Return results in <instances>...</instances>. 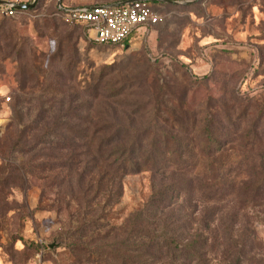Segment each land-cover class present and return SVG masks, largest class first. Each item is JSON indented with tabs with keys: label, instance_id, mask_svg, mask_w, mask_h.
<instances>
[{
	"label": "rangeland",
	"instance_id": "374dc122",
	"mask_svg": "<svg viewBox=\"0 0 264 264\" xmlns=\"http://www.w3.org/2000/svg\"><path fill=\"white\" fill-rule=\"evenodd\" d=\"M32 2L0 16V264H140L153 184L196 249L169 264H264V0H154L162 20L125 45L64 22L57 4L74 2ZM120 128L173 151L158 171L95 176L92 133Z\"/></svg>",
	"mask_w": 264,
	"mask_h": 264
},
{
	"label": "trees",
	"instance_id": "16d2710c",
	"mask_svg": "<svg viewBox=\"0 0 264 264\" xmlns=\"http://www.w3.org/2000/svg\"><path fill=\"white\" fill-rule=\"evenodd\" d=\"M150 5L155 8L154 0H148ZM25 3H31V0L26 1ZM95 4H104V3H95ZM107 4V3H106ZM68 6H75V4H70ZM29 9V7L19 8L18 14ZM156 9V8H155ZM59 8L57 7L56 11ZM4 18H12L9 16H3ZM80 25V24H76ZM83 26V25H81ZM84 27V26H83ZM85 28V27H84ZM86 29V28H85ZM95 42V41H94ZM128 40L124 42L126 44ZM97 43V42H96ZM101 44V43H98ZM108 45V44H104ZM11 98V97H10ZM146 129L142 131L145 133ZM97 131V130H95ZM93 132L91 135L92 143L87 146V151L92 154L91 159L94 162V167L91 169L96 174L95 176L108 175V172L115 174H124L139 171L143 166H151L152 169L158 171L160 169L158 161L155 160V156L162 155L166 152H171L173 149L166 147L165 143L158 145L155 142H150L149 147L146 149L141 145L139 139L142 137L141 131H125L120 129H115L105 136L97 140L96 133ZM100 131V130H99ZM154 136L158 138L167 137V131L154 132ZM79 135L81 133H78ZM127 135L129 139H122V136ZM144 150V151H143ZM178 150V148H175ZM180 150V149H179ZM211 149L206 151V154H209ZM114 157V159H113ZM119 158V162L114 169V161ZM158 164H157V163ZM165 166V163H162ZM167 166V165H166ZM88 171V168H82L80 175ZM90 172V171H89ZM94 179V178H93ZM98 179V178H97ZM86 179L81 176L78 177V182L84 184ZM203 189H201V196L198 201H203L212 206V211L209 216H203L202 218L208 222L207 224L213 223L215 220V209L218 200L217 190L220 186L219 179L217 176H206L201 179ZM91 179L89 182H86V187L84 186L83 192H88L89 184H91ZM223 183L224 180H221ZM263 181H258V189L262 185ZM228 185V184H227ZM94 186V185H93ZM156 184H153V192L144 205L143 208L139 209L137 212V217L139 218V232H140V256L144 257L143 261H140V264H169V250L176 252H181V254H187L194 260L190 254H194L196 251L194 247V240L188 239L183 243L182 239L180 240L176 230H169V223L178 221L176 217L170 218L165 215V209L171 208V203L168 204L166 201L167 195L164 191H156L154 188ZM189 199V197H188ZM191 199V198H190ZM159 206H162L159 208ZM206 206V205H205ZM209 208V207H208ZM169 212V211H167ZM136 217V218H137ZM189 221H191L190 216H186ZM187 222V221H186ZM143 226V227H142ZM142 228V229H141ZM148 228V229H147ZM165 255V256H164ZM189 261L190 259L186 257ZM186 262V261H185ZM187 263V262H186ZM188 264V263H187Z\"/></svg>",
	"mask_w": 264,
	"mask_h": 264
},
{
	"label": "built area",
	"instance_id": "2783aa9c",
	"mask_svg": "<svg viewBox=\"0 0 264 264\" xmlns=\"http://www.w3.org/2000/svg\"><path fill=\"white\" fill-rule=\"evenodd\" d=\"M28 0H0V15L15 17L18 15L19 3ZM57 14L69 24L83 25L93 41L101 44L124 45L133 34H140L148 26L162 20L161 13L153 8L148 0H130L127 3L109 5L93 4L91 6H57ZM10 95L4 97V103Z\"/></svg>",
	"mask_w": 264,
	"mask_h": 264
},
{
	"label": "crops",
	"instance_id": "0c3cea01",
	"mask_svg": "<svg viewBox=\"0 0 264 264\" xmlns=\"http://www.w3.org/2000/svg\"><path fill=\"white\" fill-rule=\"evenodd\" d=\"M70 1L74 2L71 4H75V6H91L95 3L111 4V3H115V2H119V1H125V0H69V2ZM58 4H60V3H58ZM58 4H57V6H58ZM63 5L68 6L67 4H63ZM137 37H139V35L137 36L136 34H133L130 36L129 40L132 38H137ZM129 40H128V42H129Z\"/></svg>",
	"mask_w": 264,
	"mask_h": 264
},
{
	"label": "water",
	"instance_id": "95a60500",
	"mask_svg": "<svg viewBox=\"0 0 264 264\" xmlns=\"http://www.w3.org/2000/svg\"><path fill=\"white\" fill-rule=\"evenodd\" d=\"M130 0H125V1H119V2H115V3H111L109 5H117V4H123V3H127ZM185 1H189V0H185ZM33 2L32 3H19L16 5L17 8H22V7H32L33 6Z\"/></svg>",
	"mask_w": 264,
	"mask_h": 264
}]
</instances>
